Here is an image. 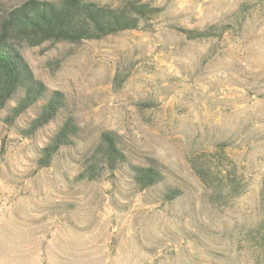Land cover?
<instances>
[{
    "label": "rangeland",
    "instance_id": "rangeland-1",
    "mask_svg": "<svg viewBox=\"0 0 264 264\" xmlns=\"http://www.w3.org/2000/svg\"><path fill=\"white\" fill-rule=\"evenodd\" d=\"M142 1L163 10L150 29L21 49L80 129L39 167L59 121L31 137L0 121V264H264V0ZM105 130L130 162L156 159L163 183L139 189L126 167L80 179ZM192 159L235 166L243 192L210 200Z\"/></svg>",
    "mask_w": 264,
    "mask_h": 264
},
{
    "label": "trees",
    "instance_id": "trees-1",
    "mask_svg": "<svg viewBox=\"0 0 264 264\" xmlns=\"http://www.w3.org/2000/svg\"><path fill=\"white\" fill-rule=\"evenodd\" d=\"M162 11L142 0H123L118 4L95 0H24L16 6L0 8V121L15 126L24 137H31L42 127L59 121L48 142L38 150L39 167H48L61 148L73 145L80 128L67 111L64 95L57 90L49 91L32 75L21 49L43 42L78 45L85 40H98L128 30H147ZM223 29L213 25L202 31H181L195 39L218 36ZM33 108L30 120L17 126L16 121ZM120 167L129 170L139 189L164 181L163 167L156 159L146 157L142 164L130 162L119 136L110 130L99 134L78 177L99 179ZM190 167L212 201L233 198L243 192L235 166L222 172L218 166L211 168L203 161L192 159ZM179 194L177 188L165 187L162 195L171 201Z\"/></svg>",
    "mask_w": 264,
    "mask_h": 264
}]
</instances>
